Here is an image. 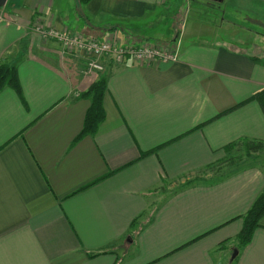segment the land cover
<instances>
[{
  "label": "crops",
  "instance_id": "obj_1",
  "mask_svg": "<svg viewBox=\"0 0 264 264\" xmlns=\"http://www.w3.org/2000/svg\"><path fill=\"white\" fill-rule=\"evenodd\" d=\"M189 1L0 7V63L15 65L25 99L0 91V264H264V215L248 244L238 240L264 163L240 162L245 145L231 147L264 143V0H238L245 16L260 14L257 31L184 44ZM39 24L156 41L177 59L104 58L106 117L78 139L96 78L85 53Z\"/></svg>",
  "mask_w": 264,
  "mask_h": 264
},
{
  "label": "rangeland",
  "instance_id": "obj_2",
  "mask_svg": "<svg viewBox=\"0 0 264 264\" xmlns=\"http://www.w3.org/2000/svg\"><path fill=\"white\" fill-rule=\"evenodd\" d=\"M188 1V0H187ZM186 6L187 8V17L184 21L185 27V34L183 35L184 44L194 42L199 35L208 38H215L220 37L225 42L229 43L231 37L239 36L245 32H249V30L253 29L254 31L261 28L260 24L256 28L254 25V17L259 16L260 14L254 13L252 17L247 18L245 13L242 12V9L238 5V0H226L225 2H219L217 0H190ZM252 14V13H251ZM250 14V16H251ZM263 26V25H262ZM61 30V29H60ZM262 31V30H261ZM117 35L120 40L121 46H140L146 44H152L155 47H159L162 50L166 49L165 51L175 52L176 48L171 47L170 45H163L159 44L156 41H149V40H142L138 43H124L120 37V35L114 31L112 35ZM112 35L108 37L111 38ZM107 37V38H108ZM106 39V38H105ZM181 39L178 40L177 46H179ZM235 46H238L236 44ZM85 58H88L85 55ZM133 60V59H131ZM135 61V60H134ZM117 63H124L118 62ZM105 65V62H103ZM86 70H87V63H86ZM105 71H92L90 73L96 78V80L91 84V86L99 80L101 77H104L102 72ZM89 73V72H87ZM90 86V87H91ZM246 149H242L239 153L235 154L234 158H242L240 162L250 163L253 161H257L258 163H264V149L260 151L258 158L255 155H251L247 157L246 155H250L247 153ZM259 159V160H256ZM236 249V248H235ZM234 252V251H233ZM233 255V254H232Z\"/></svg>",
  "mask_w": 264,
  "mask_h": 264
},
{
  "label": "built area",
  "instance_id": "obj_3",
  "mask_svg": "<svg viewBox=\"0 0 264 264\" xmlns=\"http://www.w3.org/2000/svg\"><path fill=\"white\" fill-rule=\"evenodd\" d=\"M37 31L44 38H55L60 41L67 50L76 53H85L88 58L87 72L102 71L104 58H110L115 62H125L127 59H133L137 62H148L155 58L165 60H176L177 51L170 52L162 50L154 45L146 44L140 46H121L117 35L111 38L98 39L89 38L78 32L60 30L54 26L37 25Z\"/></svg>",
  "mask_w": 264,
  "mask_h": 264
},
{
  "label": "trees",
  "instance_id": "obj_4",
  "mask_svg": "<svg viewBox=\"0 0 264 264\" xmlns=\"http://www.w3.org/2000/svg\"><path fill=\"white\" fill-rule=\"evenodd\" d=\"M6 86L13 88L21 97V99L25 102L21 83L15 65H11L3 61L0 63V91ZM106 88V77H101L87 91L82 93V96L91 99V106L87 111L84 128L81 134L79 135L78 139H80L86 134L94 133L105 119L106 112L103 105V97ZM256 98L260 100L264 108V92L258 94ZM238 144L245 145L246 150L248 152L259 150L264 146V143L261 141H252L245 138L240 140L236 144H232L231 147H233L234 145L237 146ZM263 215L264 191L257 197L253 206L245 216L244 227L238 236L240 246H245L251 241L253 233L256 227L260 225V220Z\"/></svg>",
  "mask_w": 264,
  "mask_h": 264
},
{
  "label": "water",
  "instance_id": "obj_5",
  "mask_svg": "<svg viewBox=\"0 0 264 264\" xmlns=\"http://www.w3.org/2000/svg\"><path fill=\"white\" fill-rule=\"evenodd\" d=\"M7 2L8 0H0V7H4L7 4ZM238 254H239V249L238 248L234 249L232 259L236 258Z\"/></svg>",
  "mask_w": 264,
  "mask_h": 264
}]
</instances>
